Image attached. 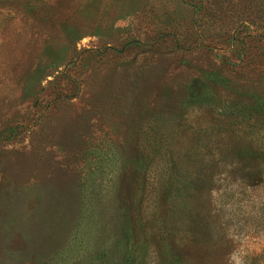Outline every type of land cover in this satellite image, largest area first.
<instances>
[{"label":"rangeland","instance_id":"obj_1","mask_svg":"<svg viewBox=\"0 0 264 264\" xmlns=\"http://www.w3.org/2000/svg\"><path fill=\"white\" fill-rule=\"evenodd\" d=\"M260 100L264 0H0V264H264Z\"/></svg>","mask_w":264,"mask_h":264},{"label":"trees","instance_id":"obj_2","mask_svg":"<svg viewBox=\"0 0 264 264\" xmlns=\"http://www.w3.org/2000/svg\"><path fill=\"white\" fill-rule=\"evenodd\" d=\"M228 111H229V113H235L237 115H240L241 117H243L245 119L247 118L246 117V115H247L246 110L242 109V107H240V106H236V105L230 106ZM253 113L256 117H258L260 115H264V100L258 101V103L256 104V107H253Z\"/></svg>","mask_w":264,"mask_h":264}]
</instances>
